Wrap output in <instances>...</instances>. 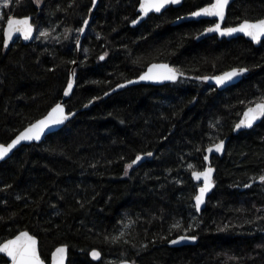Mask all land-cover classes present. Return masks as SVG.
<instances>
[{
  "label": "trees",
  "instance_id": "1",
  "mask_svg": "<svg viewBox=\"0 0 264 264\" xmlns=\"http://www.w3.org/2000/svg\"><path fill=\"white\" fill-rule=\"evenodd\" d=\"M210 1L183 0L132 27L139 0H100L89 27L94 33H86L79 51L69 35L92 0H27L15 11L50 34L40 42L13 40L7 48L0 37V143L62 98L71 61L78 64L65 107L76 113L0 163V243L26 230L38 238L45 261L66 245L67 264H264V118L232 134L248 102L264 96V40L258 46L244 37L198 40L208 21L173 24ZM262 17L264 0H234L225 24ZM159 61L188 76L249 71L224 90L192 78L140 83L83 108ZM225 137L224 155L211 158L214 188L198 214L191 173L205 167V149ZM137 155L146 158L124 175ZM182 234L196 242L168 245ZM93 249L99 261L89 257ZM5 261L0 255V264Z\"/></svg>",
  "mask_w": 264,
  "mask_h": 264
},
{
  "label": "snow or ice",
  "instance_id": "2",
  "mask_svg": "<svg viewBox=\"0 0 264 264\" xmlns=\"http://www.w3.org/2000/svg\"><path fill=\"white\" fill-rule=\"evenodd\" d=\"M17 3H20V0H16ZM75 0H73V3ZM181 0H140L139 11L142 15H148L149 12H161L167 5L179 4ZM35 3L39 5L41 0H35ZM9 0H3V6L8 7ZM229 4V0H214V2L210 3L207 7L201 8L196 12H192V17H218L220 21H224L225 19V7ZM92 5L95 7L96 0H92ZM72 5L70 4L69 7ZM91 12V9H89ZM133 24L137 23L136 20L132 21ZM89 24L88 19H84L83 25L87 26ZM39 31V35L36 39H40L41 37H47L49 35L48 30L46 29H37ZM34 31L33 25L30 23V18L23 19H14L9 17L7 20V27L4 31V47L7 48L9 46V42L13 39L14 34L18 33L22 35L25 41L32 38V33ZM68 30H66L67 32ZM79 33H84L85 27H80L76 29ZM206 32H218L221 36H231L236 33H242L244 36L249 37L252 42L260 43L261 39L264 38V18L258 19L254 22L249 21L247 19L243 20L240 24L235 27H226L222 28L220 23H216L213 27H209L205 29ZM76 44L79 47L80 41L79 37H77ZM87 51V50H85ZM106 55V54H105ZM105 57L102 55L99 57L100 60H103ZM71 63H75V61H71ZM249 71L248 68H233L230 71L224 72L222 75L214 76V77H196V79L202 80H214L217 86L226 85L228 82L232 81L234 78L242 76L243 74ZM76 75L75 71L71 73V76L68 80L67 87L64 90V95L68 96L69 93L73 89V79ZM183 75V73L179 72L177 69L170 67L168 64H152L147 72L142 74L139 79L140 80H152V81H176L178 76ZM129 84L133 83V81H128ZM124 85H118V87H123ZM107 95V93H105ZM244 103V101H241ZM249 105L246 110L243 112L242 118L238 123L235 124V129L251 128L253 127L254 122L264 118V96L258 98L256 102L249 101ZM70 115V114H68ZM68 115L65 114L64 107L57 103L50 112L43 118L35 123L29 125L22 132H20L15 139H13L7 145L0 144V160L4 159L17 145H19L22 141H32V140H40L41 135L45 133V130L51 132L52 128L63 124L67 119ZM217 124L219 121L216 122ZM210 127H214V125H210ZM215 152L220 153L224 149V141L220 140L218 143L213 145ZM213 147H209L207 151L211 153L213 151ZM199 150V149H198ZM147 156H152L151 152L146 153ZM209 159L208 155L204 156V160L207 161ZM142 160L141 155H137L131 163L125 166L124 175H128V169L132 168L134 164L138 161ZM189 169L193 168L192 164L188 165ZM213 168L211 166L205 168L203 171H193L192 176L195 180L203 179V185L199 187L198 194L195 195V208L197 211H200L201 205L205 201V195L210 191V189L214 186V181L212 178ZM261 182H264V175L259 177ZM251 185L245 184L244 187L248 188ZM131 223V221H129ZM128 227V225H125ZM174 228H179L180 224L177 222L173 225ZM191 226H189L190 228ZM124 236V232H121L119 236H114L111 238L112 242L115 243L121 237ZM107 240L108 237H105ZM197 237L193 236H180L176 240H171L170 243L177 244L182 241L191 240L195 241ZM127 243V241H125ZM66 252V246L58 247L52 253V264H64V255ZM0 254L8 258L10 264H44V261L41 259L40 255L37 251V241L34 236L29 235L28 232H21L19 235L15 236L13 239H8L3 243H0ZM91 256L93 259H99L101 253L93 250L91 252ZM8 261H5V264H8ZM121 264H127L126 261H122ZM134 264V262H133Z\"/></svg>",
  "mask_w": 264,
  "mask_h": 264
},
{
  "label": "water",
  "instance_id": "3",
  "mask_svg": "<svg viewBox=\"0 0 264 264\" xmlns=\"http://www.w3.org/2000/svg\"><path fill=\"white\" fill-rule=\"evenodd\" d=\"M99 1H100V0H96V5H95V7H93V5H91V7H90L91 12L88 11V15H87L86 19L89 20V24H88L87 26H84L83 23H82V25H81V27H85V31H84V33H79V41H80L79 47H78L77 44H76V48L78 49V51L80 50V47H81V44H82V40H83L84 37L86 36L87 30H88L89 27H90V22H91V19H92L93 13H94V11H95V9H96V7H97ZM232 1H233V0H229V4L226 5V7H225V19H224V21H220L218 17H206V16L192 17V16H191V13H192V12H196V11H198V10L201 9V8L207 7V6L210 4V3H209V4H206V5H204V6H201V7H198V8H196V9H194L193 11H191L190 13H188V14H186V15H183V16L177 18V19L173 22V24H180V23H182V22H187V21H197V20H200V19H216V23H220L222 28H226V27H235V26H237L238 24H240L243 20H242L241 22L235 24V25H232V26H223V25H224V22H225V20H226V16H227V9H228V6L232 3ZM182 2H183V0H181V2H180L179 4L167 5L164 9L161 10V12H163V11H164L166 8H168L169 6H173V7L180 6V5L182 4ZM212 2H214V0H213ZM212 2H211V3H212ZM139 6H140V0H139V2H138L137 8H136L137 17L134 19V20L137 21V23L133 24L132 21H131V22H130V26H132V27L138 26V25H139L140 23H142V22H143V21H144V20H145L150 14H160V13H161V12L157 13V12L152 11V12H149V14L145 16V15H142V14L140 13V11H139ZM12 18H14V19L30 18V23L33 25V27H34V31H33V33H32V38L29 39V40H27V41H25V40L23 39L22 35H20V34H18V33L14 34L13 39L9 42V44H10L13 40H15L16 38H20L21 41H22L23 43H31V42H33L34 37H35V34H36V28H35V25H34L33 22H32V19H33L32 16H22V17H12ZM262 18H264V17H262ZM260 19H261V18H260ZM247 20H248V19H247ZM257 20H258V19H257ZM249 21L254 22V21H256V20H249ZM214 25H215V24H213V25H211V26H208V27H206L205 29H207V28H209V27H213ZM6 27H7V22H6L5 27H4V30H3V41H4V38H5V37H4V31H5ZM205 29L202 30V31L196 36V38H197L198 40L216 34V35L218 36L219 39H223V38H225V39L229 40V39H232V38L244 37L245 39L251 41V39H250L249 37L244 36L242 33H236V34H233V35H231V36H221L218 32H206ZM263 39H264V38H262L261 41H262ZM251 42H252V41H251ZM252 43H253L255 46H258L261 42H260V43L252 42ZM162 63H163V64H168L170 67L175 68V67L172 66L169 62L159 61V62H153V63H150V64L146 67V69H145L143 72H141L137 77L132 78V79L127 80V81H124V82H122V83L117 84L115 87H113L110 91L107 92V95L110 94V93H112V92H115V91L121 90V89H123V88H125V87H127V86H132V85H136V84H140V83H144V84H153V85H163V84H168V83H175V82H177V81H178L179 79H181V78H192V79H194V80H196V81H202V82H205V83L208 84V85L214 86V87H216L218 90H224V89H226V88H228V87H230V86L236 84L237 82H239L240 79H241L244 75H246V74L248 73V72H247V73L243 74L242 76H239V77L234 78L232 81L228 82L226 85H223V86H217V85L215 84V81H214V80H202V79H196V77H204V76L214 77V76L222 75L224 72L230 71V70L233 69V68L228 69V70H226V71H224V72H221V73H219V74H215V75H204V76H188V75L184 74L183 72H181L180 70L177 69L179 72L183 73V75L178 76V78H177L176 81H152V80H140V79H139V77H140L142 74H144L145 72H147L148 68H149L152 64H162ZM77 64H78V62L76 61V62L72 65V67H71V69H70V73H69V78H70L71 73L73 72V70L75 71V67L77 66ZM234 68H236V67H234ZM175 69H176V68H175ZM69 78H68V80H69ZM71 78L73 79V82H74V83H73V88H74V86H75L76 75H75L74 77H71ZM128 81H133V83L129 84ZM67 83H68V82H67ZM118 85H124V86H123V87H118ZM66 87H67V84H66ZM66 87H65V88H66ZM64 90H65V89H64ZM72 90H73V89H72ZM71 93H72V91L69 93L68 96H65V95H64V91H63L62 98L57 102V103L61 104V105L64 107V110H65V114H66V115L70 114V115H68V119H67L63 124H61V125H59V126H56V127L52 128L51 132H49L48 130H45V133L41 135V138H40V140H38V141H37V140H32V141H22L19 145L16 146V148H14V149L12 150V152H10V153L8 154V156H6L4 159L0 160V163H1L2 161L6 160L7 158H9V157L13 154V152H14L17 148H19L20 146H22V145H26V144H30V143H33V142H34V143H39V142H41V141H42V140H43L48 134H50V133H52V132H56V131L60 130L62 127H64V125L67 123V121H68L69 119H71V118L75 115V113H76V111L67 112L66 107H65V101L70 97ZM107 95L104 94V95H102L101 97H98V98H96V99H94V100H91V101H90L89 103H87L83 108H88L90 105L94 104V103L97 102V101L102 100V99L105 98ZM57 103H56V104H57ZM56 104H54L52 107H54ZM249 106H251V105H249ZM52 107L46 112L45 115H43L42 117H40V118L37 119L36 121H38V120H40V119H43V118H44V117L50 112V110L52 109ZM246 108H247V107H246ZM246 108L242 111V113L240 114V116H239L238 120L236 121V123H238L239 120L242 118L243 112L246 110ZM262 119H263V118H261L260 120H257L256 122H254L253 126L256 125V124H258ZM36 121L30 123L29 125L35 123ZM236 123H235V124H236ZM235 124L233 125V128H232V134H233V135H237L238 133H240V132H242V131H244V130H248V129H251V128H252V127H251V128H244V127H242L241 129H235ZM29 125L25 126L22 130H20V131H19V132H18V133H17V134H16V135H15V136L9 141V142H7V143H0V144L7 145V144L10 143L13 139H15V137H16L20 132H22L25 128H27ZM221 140L224 141V149H223V151L220 152V153H217V152H215V149H214V147H213V145H214L215 143L212 144V145H209V146L205 149V155H208V156H209V159H208L207 161L204 160V161H205V167H204L202 170H195V171H203L205 168L211 166V167L213 168V170H214V171H213V174H212L213 181H214V175H215V167L211 164V158H212L213 156L222 157V156L224 155L225 147H226V143H227V141L229 140V137H225L224 139H221ZM219 141H220V140H219ZM219 141H218V142H219ZM218 142H216V143H218ZM209 147H213V151H212L211 153H209V152L207 151V149H208ZM141 156H142V160H141V161H138L136 164H134V166L139 165L141 162H143V161L145 160L146 156H145V155H141ZM191 178H192V181H193L194 183L198 184L197 189H196V193H195V195H197V194H198V191H199V187H201V186L203 185V179L201 178V180H199V181H198V180H195V179L193 178V176H192V173H191ZM256 182H258V180L251 181V182L248 183V184H249V185H252V184H254V183H256ZM213 188H214V186H213ZM213 188L210 189V191H209L208 193H206V195H205V201H204V203L201 205V209H200V211H197L196 208H195V210H196V212H197L198 214H199V213L201 212V210L204 208L205 203H206V199H207V197L211 194ZM244 188H246V187H243L242 189H244ZM195 195H194V197H195ZM194 197H193V203H194V205H195ZM25 231H26V230H24V231H20V232H18L17 234H15L13 237H10V238H8V239H13L15 236H17V235H19L21 232H25ZM26 232H28V231H26ZM28 233H29V235H32L30 232H28ZM32 236H34V235H32ZM180 236H192V235L182 234V235H179V236H177V237H175V238H173V239H171V240H176V239H178ZM34 237H35V239H36V241H37V251H38V254L40 255V251H39V240H38V238H37L36 236H34ZM8 239H6V240H8ZM6 240H5V241H6ZM171 240H170V241H171ZM170 241L168 242V245H170V246H182V245L194 244V243L196 242V240H195V241L186 240V241H182V242L177 243V244H172V243H170ZM3 242H4V241H3ZM3 242H1V243H3ZM62 246H66V245H59V246L55 247V248L52 250V252H51V254H50L49 261H45V260H43L42 257H41V255H40L41 259L44 261V264H52V253L56 250V248H58V247H62ZM93 250L98 251L97 249H93ZM93 250H91V251L89 252V257H90L93 261H99L100 258H101V256H100L99 259H93V258H92V256H91V252H92ZM98 252H99V251H98ZM0 255L3 256V254H0ZM3 257H5V256H3ZM5 259L8 261V258H7V257H5ZM122 261H126L127 264H133V262H132V261H129V260H121V261H118V262H115V263H111V264H121ZM67 263H68V248H67V246H66V252H65V255H64V264H67ZM2 264H5V263H2ZM8 264H10V261H8ZM134 264H140V263H138V262H134Z\"/></svg>",
  "mask_w": 264,
  "mask_h": 264
},
{
  "label": "rangeland",
  "instance_id": "4",
  "mask_svg": "<svg viewBox=\"0 0 264 264\" xmlns=\"http://www.w3.org/2000/svg\"><path fill=\"white\" fill-rule=\"evenodd\" d=\"M26 1L27 0H20V3H17L16 0H9L8 7H4L3 6V0H0V37H2V40H3V30H4V27H5V24L8 20V18L9 17H16V16H14V14H16L15 11H17L19 7L24 6ZM32 2L35 5H37L35 3V0H32ZM33 24L35 25V28H36V34H35L33 42H40V41H44L45 39H48L49 35L47 37H41L40 39H36V37L39 35V31L37 29H46V30H49V29H47L43 24H37L36 22L35 23L33 22ZM87 33L93 34L94 32L92 29L89 28L87 30ZM49 34H50V32H49ZM69 36H71L70 38H72L73 44H76V40H77V37L79 36V32L74 30L73 32L70 33ZM15 40H21V39L17 38ZM85 50H87V49H85V48L82 49L83 54L87 53V51H85ZM176 69H178V68H176ZM195 185L198 186V184H196V183H195ZM193 205H194V203H193Z\"/></svg>",
  "mask_w": 264,
  "mask_h": 264
},
{
  "label": "flooded vegetation",
  "instance_id": "5",
  "mask_svg": "<svg viewBox=\"0 0 264 264\" xmlns=\"http://www.w3.org/2000/svg\"><path fill=\"white\" fill-rule=\"evenodd\" d=\"M212 1H213V0H211L209 3H211ZM233 1H234V0H233ZM233 1H232V2H233ZM209 3H207V4H209ZM205 5H206V4H205ZM203 6H204V5H203ZM229 6H230V5H229ZM229 6H228V7H229ZM172 7H173V6H172ZM187 14H188V13H187ZM185 15H186V14H185ZM180 17H181V16H180ZM259 19H260V18H259ZM200 20L208 21V24L205 26V28L208 27V26H211V25H213V24H216V19H200ZM225 21H226V20H225ZM32 22H33V19H32ZM234 25H235V24H234ZM223 26H232V25H227V24H225V22H224V25H223ZM205 28H204V29H205ZM204 29H203V30H204ZM212 36H214V37L217 38L218 40H223V39H225V38H223V39H219L218 36H217L216 34H215V35H212ZM208 37H211V36H208ZM205 38H207V37H205ZM16 39H17V38H16ZM232 39H234V38H232ZM225 40H227V39H225ZM229 40H231V39H229ZM263 40H264V39H263ZM263 40H262V41H263ZM262 41H261V42H262Z\"/></svg>",
  "mask_w": 264,
  "mask_h": 264
}]
</instances>
